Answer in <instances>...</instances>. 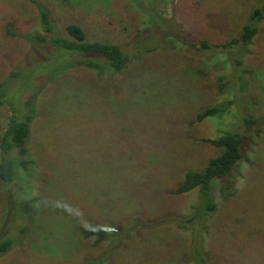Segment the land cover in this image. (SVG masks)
Masks as SVG:
<instances>
[{
  "label": "rangeland",
  "instance_id": "rangeland-1",
  "mask_svg": "<svg viewBox=\"0 0 264 264\" xmlns=\"http://www.w3.org/2000/svg\"><path fill=\"white\" fill-rule=\"evenodd\" d=\"M136 1L143 10L131 0H0V84L20 66L7 98L20 110L29 98L35 106L32 163L18 169L8 198L0 182L1 232L13 241L0 264H195L191 232L176 221L198 191H171L219 155L204 140L229 130L245 135L248 160L230 180L234 196L223 199L216 184L218 211L200 230L199 250L205 264H225L228 251L233 264H264V21L241 59L247 74L228 78L224 93L218 78L233 74L228 54L189 47L236 37L261 0ZM41 7L60 32L75 23L88 40L129 44L133 62L114 76L79 68L44 83L64 53L7 34L11 27L45 36ZM228 101L235 104L227 113L197 123L203 110ZM8 115L0 107V137ZM247 116L261 122L259 131L248 130ZM16 193L20 203L32 201L24 219L10 202ZM7 204L17 213L6 216ZM95 228L107 240L97 242Z\"/></svg>",
  "mask_w": 264,
  "mask_h": 264
},
{
  "label": "trees",
  "instance_id": "trees-1",
  "mask_svg": "<svg viewBox=\"0 0 264 264\" xmlns=\"http://www.w3.org/2000/svg\"><path fill=\"white\" fill-rule=\"evenodd\" d=\"M131 2L133 7L136 5V7H141L143 10L142 4L136 0H131ZM50 14L51 12L47 8H40L41 24L43 31L47 36L37 34L32 36L31 34L19 36V34L11 27L7 28L8 35L27 39L32 43V47L41 44L42 48V46L48 44L54 53H64V64L60 67L54 68L52 72L48 74V78L44 83L48 82V80L55 79L58 75L64 72L79 68L94 71L99 76H102L105 73L114 76L123 73L133 62L134 55L132 56L131 52L126 47L129 44L122 46L97 40H88L82 26L75 23L67 24L64 28L65 33L60 32L57 30ZM263 21L264 0H261L260 5H256L253 11L249 14L240 33L226 43L211 45L203 40L191 41V43H189L190 49L196 50L197 52L222 51L228 54V58L233 64L231 65L233 74L229 77L225 76L218 78L220 93H224L229 86L230 81H228V78H232V80H243L242 74H247V71L242 70L240 66L244 64L242 62V60H244V53H246L260 33V25ZM141 36L142 34L140 33L135 39H141ZM174 37L177 39L180 36L174 35ZM146 42L144 41V43ZM139 43L140 42L138 41L136 42L138 45ZM153 49L157 48L153 46L146 51L149 52ZM138 50H140V48ZM22 70L23 68L18 66V70H14L10 74L8 80L9 83L12 81H18L21 78ZM193 71L201 72L200 68L197 66L193 68ZM9 83L5 82L0 84V107H6L9 110L7 125L0 137V182L4 187H7V198L8 195H11L8 187H13L15 184L18 169L21 168L25 170L28 165L32 163V161L29 160L28 144L31 135V124L35 117L33 99L29 98L26 100L22 106L23 110H20L16 105L9 101V97L7 98L6 95ZM44 85L45 84H42L41 86ZM41 86H36L35 89L40 88ZM238 94L239 92H236L235 96ZM234 104L235 101H228L225 104L214 105L207 108L197 116L196 121L197 123H201L207 118L220 117L227 113ZM260 123L261 122L256 120L253 116H247L244 118V124L248 130L256 128ZM257 130L259 131L260 129ZM204 143L220 150L219 155L210 159L203 170L186 172L182 180L171 191L173 196L178 197L198 191L197 202L191 207L189 215L179 216L178 219H180L176 221V224L180 228L191 232L193 239L192 261L195 262V264H205V259L202 257L201 251L199 250V240L201 239L200 230H207V221L218 211V205L215 201L216 184H220V193L223 199H229L234 196L236 190L234 184L230 180L234 176L239 165L243 161L248 160L246 158V137L239 131H225L215 139L204 140ZM10 202L20 206L17 208V212L18 210L21 211L23 209V217H20V219H24V217H26L25 215H28L31 210L32 201L26 198L23 203H20L17 193L15 194L14 200ZM9 205L7 204L5 211L6 216H11L16 212L13 211ZM8 213L11 215H8ZM90 235H95L97 237V242L99 243L108 238L107 232L99 228H95ZM12 247V239L4 238L0 227V256L5 255ZM228 252L229 256L226 257L225 264H233L235 257H233L234 255L231 254L230 251Z\"/></svg>",
  "mask_w": 264,
  "mask_h": 264
}]
</instances>
